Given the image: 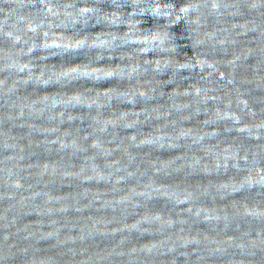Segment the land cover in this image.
Here are the masks:
<instances>
[{"label":"clouds","instance_id":"obj_1","mask_svg":"<svg viewBox=\"0 0 264 264\" xmlns=\"http://www.w3.org/2000/svg\"><path fill=\"white\" fill-rule=\"evenodd\" d=\"M0 264H264V0H0Z\"/></svg>","mask_w":264,"mask_h":264}]
</instances>
